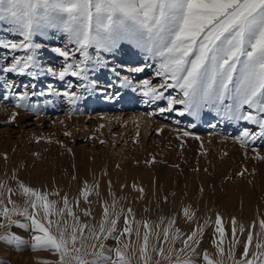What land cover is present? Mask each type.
<instances>
[{
	"label": "rangeland",
	"instance_id": "obj_1",
	"mask_svg": "<svg viewBox=\"0 0 264 264\" xmlns=\"http://www.w3.org/2000/svg\"><path fill=\"white\" fill-rule=\"evenodd\" d=\"M4 26L0 23V27ZM45 39L50 44L64 41L63 36L55 39L54 33L52 38ZM125 50L122 44L110 57L112 66L134 68L144 63L142 58H129L130 53ZM42 60L58 70V56L45 50ZM151 74L148 70L143 76L151 77ZM5 75L15 82L16 92H29V107L18 106V96L12 95V90H5L4 81H0V193L4 195L6 207H12L9 199L20 207L26 203L28 197L19 187L21 182L34 190L50 193L48 199L57 202L55 209L45 218L43 208L39 207L41 202L37 201V218L49 226L52 234H56L57 225L50 221H59L61 227L66 224L68 232L73 226L85 225L77 247L83 245L82 255L86 260L96 258L101 251L116 260L117 241L94 238V229L98 230L101 224L107 226L109 217L104 215V208L107 207L111 215L113 206L116 215L111 218L118 219V227L125 226L127 217L133 229L130 238L125 236L120 241L121 245L130 244L125 252L130 264H142L139 249L145 221L152 226L149 250L162 246L165 255L171 250V260L152 253L159 264H173L177 258L189 257L195 259L196 264H206L193 257L190 249L177 254V250L184 247L183 235L198 224L203 233L197 236V252L203 254L207 250L214 261L220 260L214 244V237L217 242L220 239L214 224L217 214L222 217L226 232L224 264H234L233 256L229 255L233 218L237 221L235 260L243 259L249 231L253 234L249 258L258 251L255 244L264 241V230L259 224L264 219V139L254 145L241 144L236 136L242 127L248 126L245 122H222L209 111L198 118L188 114L180 116L179 112L153 115L151 113L163 106V102L145 103L139 92L120 88L84 93L75 86L78 82L72 77L60 81L50 75L37 80ZM96 78L105 88L114 79L108 71L100 72ZM68 80H72V88L67 87ZM33 84L35 87L31 86ZM117 89L139 99L119 100L115 95ZM65 90L76 91L83 98L71 104L63 95ZM33 92L36 95H32ZM5 93L10 99H2ZM172 95H178V91ZM14 113L17 115L12 120ZM205 117L208 118L203 121ZM185 131L190 135L183 136ZM82 181H87V185L82 186ZM84 187L89 190L87 199L83 195ZM65 196L78 221H74L67 210L59 211L64 209ZM186 206L196 216L191 222L183 215ZM29 211L33 210L29 208ZM12 218L24 219L15 214ZM170 221H175L171 228H178L181 238L164 242L163 228L169 227ZM171 228L170 236L173 235ZM9 231L21 237L24 243L19 250L0 244V264H40L43 259H57L48 250L31 248L36 234L33 231L5 224L0 228V235ZM100 244L104 245L103 249ZM99 260L103 264V257Z\"/></svg>",
	"mask_w": 264,
	"mask_h": 264
},
{
	"label": "snow or ice",
	"instance_id": "obj_2",
	"mask_svg": "<svg viewBox=\"0 0 264 264\" xmlns=\"http://www.w3.org/2000/svg\"><path fill=\"white\" fill-rule=\"evenodd\" d=\"M0 23L5 25L0 27V50H3L0 53V81H4L2 87L5 90H12L11 94L18 96V106L29 107V92H16L15 82L5 74L32 80L46 75L60 81L72 77L78 82L75 86L84 93L120 88L139 92L145 103L163 102V106L151 113L153 115L179 112L180 116L188 114L198 118L204 111H209L222 122H245L248 126L242 127L236 136L244 145H254L257 140L264 139V0H0ZM53 33L57 40L64 37L62 44H50L45 39L52 38ZM124 43L142 54L143 64L134 68L112 66L110 57ZM45 50L60 58L58 70L43 63ZM148 70H151V77L143 76ZM102 71H108L114 77L106 88L96 78ZM156 81L160 82L157 84ZM31 86L35 87L34 84ZM67 87H73L72 80H68ZM177 91L178 95H172ZM63 95L71 104L83 98L76 91L65 90ZM115 95L119 97L121 93ZM2 99H10L9 94H3ZM16 115L13 114L12 120ZM188 135L189 132H183V136ZM84 185L87 181H82ZM19 187L28 197L23 207L10 199L12 207H6L4 195L0 193V228L7 224L36 233L31 248L48 250L57 256L55 261L43 259L40 264H101L99 257H103V264H130L125 259L130 244L121 245L120 241L125 236L130 238L133 229L127 217L124 218L125 226L118 227V219L111 218L116 215L114 206L111 215L109 209L104 208V215L109 217L107 226L101 224L98 230L94 229V238L115 239L118 244L116 260L105 256L103 251L97 253L96 258L86 260L82 255L83 245L77 247L86 226H73L68 232L66 224L61 227L59 221H50L57 225L56 234H52L49 226L37 218L35 210L40 201L39 207L43 208L47 218L57 202L48 199L50 193L34 190L23 182ZM83 195L87 199V187H84ZM63 203L64 209L59 211L67 210V214L78 221L67 196L63 197ZM14 214L23 217V221L13 219ZM183 215L188 222L196 219L188 206ZM174 223L170 221L169 227L163 228L164 242L181 238L180 230L171 228ZM232 223L233 241L229 255L233 256L234 264H264V241L255 244L258 251L249 258V247L253 243L251 231L244 245L243 259L235 260V218ZM214 224L220 238L217 242L214 237L220 260L214 261L207 250L203 254L197 252V236L203 233L199 224L183 235L184 247L177 250V254L190 249L193 257L206 264H224L226 232L219 214ZM259 224L264 230V219ZM143 227L145 231L139 249L142 264H159L152 253L171 260V250L167 255L162 246L149 250L152 226L145 221ZM240 231H243L242 227ZM156 235L159 238V233ZM23 243L16 233L9 231L0 235V244L17 250ZM99 247L103 249L104 245ZM173 264H196V261L192 257L177 258Z\"/></svg>",
	"mask_w": 264,
	"mask_h": 264
},
{
	"label": "bare ground",
	"instance_id": "obj_3",
	"mask_svg": "<svg viewBox=\"0 0 264 264\" xmlns=\"http://www.w3.org/2000/svg\"><path fill=\"white\" fill-rule=\"evenodd\" d=\"M124 47H125V52H129L130 53V55H128L129 56V58H131V59H141L142 58V54L139 52V51H137V50H135L132 46H130V45H128V44H126V43H124ZM116 53V52H115ZM117 57V56H116ZM44 61H48V59H45ZM49 77V76H48ZM29 78V77H28ZM117 91L118 92H120L121 93V95L118 97V99L119 100H128V101H134V98H135V96H126V93H124V90H118L117 89ZM136 100L137 99H139V98H135ZM98 105V104H97ZM206 118H208V117H205L204 119H203V121L206 119ZM202 121V122H203Z\"/></svg>",
	"mask_w": 264,
	"mask_h": 264
}]
</instances>
